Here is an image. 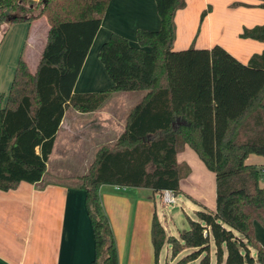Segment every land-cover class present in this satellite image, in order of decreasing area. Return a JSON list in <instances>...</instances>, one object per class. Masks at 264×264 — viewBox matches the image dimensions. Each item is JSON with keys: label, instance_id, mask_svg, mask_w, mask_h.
<instances>
[{"label": "trees", "instance_id": "trees-1", "mask_svg": "<svg viewBox=\"0 0 264 264\" xmlns=\"http://www.w3.org/2000/svg\"><path fill=\"white\" fill-rule=\"evenodd\" d=\"M258 1L264 8V0ZM109 2L0 0V25L42 16L49 24L36 70L31 72L19 56L4 104L0 95L1 190L42 179L65 108L91 112L109 97L110 90L73 91ZM158 3L162 29L138 34L139 43H149L150 51L131 49L114 36L101 53L116 82L113 90L140 86L148 91L130 110L120 135L100 146L88 172L78 177L94 238L91 264H118L100 186L178 195L180 180L190 173L176 159L185 144L214 173L215 208L202 206L197 219L188 217V229L177 237L166 234L154 213L150 239L155 264L166 243L175 262L164 264H211L212 244L215 264H264V246L253 229L254 221L264 227V168L246 161L251 154L264 157V48L246 63L219 44L174 50L175 13L186 0ZM239 37L264 42V23L244 27ZM127 75L141 80L131 82ZM186 248L192 251L176 258Z\"/></svg>", "mask_w": 264, "mask_h": 264}, {"label": "crops", "instance_id": "crops-1", "mask_svg": "<svg viewBox=\"0 0 264 264\" xmlns=\"http://www.w3.org/2000/svg\"><path fill=\"white\" fill-rule=\"evenodd\" d=\"M256 3L254 10L247 12V0H186V5L175 13L173 49L190 46L210 48L219 44L240 62L246 63L252 54L247 55V38H241L239 34L244 27L264 23V8L259 6L258 0ZM207 6L213 10L201 17ZM41 19L43 29L37 24ZM162 24L158 0H110L73 88L77 93L110 90V95L100 108L91 112L65 108L47 161V170L40 181H21L14 189H0V264H91L94 238L85 206V191L76 185L58 182L52 176L66 172V177L75 178L77 174H69L74 169L67 164L76 159L90 162L92 158H89L90 150L87 148L116 139L125 128L130 110L148 91V87L140 86L113 90L116 82L101 57L109 41L116 36L131 49L150 51L152 47L149 43H139L138 34L157 33ZM48 30L49 24L44 16L30 22L1 26L0 95L4 94L3 104L19 56L34 72ZM260 48L262 51L264 44ZM142 70L145 72L146 68L141 67ZM127 76L134 83L141 80L136 76ZM120 79L122 81L123 77ZM251 155L247 157V163H252L249 162ZM176 159L178 163L190 167V173L180 180L182 194L200 206L214 209L210 170L198 154L185 144ZM50 162L55 164L52 171ZM260 164L264 168L263 163ZM194 172L204 178L200 182L201 196L189 190L196 186L192 176ZM213 184L215 191V176ZM112 187L101 185L99 195L113 231L118 264H155L150 225L153 214L157 215L156 204L154 201L151 203L157 192L144 188L150 191L146 193L139 187H124L123 190H118V186ZM161 224L167 235L177 237L181 233L177 227L180 222L173 221V217L170 222L166 219V224ZM253 229L256 239L264 246V227L254 221ZM174 230L178 233L175 234ZM253 250L250 254L255 257ZM214 251L212 246L211 264H215ZM161 252L159 264H164L166 256L170 255V245L166 243ZM253 264L259 263L255 260Z\"/></svg>", "mask_w": 264, "mask_h": 264}, {"label": "rangeland", "instance_id": "rangeland-1", "mask_svg": "<svg viewBox=\"0 0 264 264\" xmlns=\"http://www.w3.org/2000/svg\"><path fill=\"white\" fill-rule=\"evenodd\" d=\"M222 1V0H220ZM255 6H257V3H256V0H247V12H249L250 10H254ZM220 9V6L219 8ZM213 9L211 7H206L204 9V12H208V11H212ZM203 12V11H202ZM43 19L37 21V24L39 26H42V29H43ZM5 23L1 24L0 25V29H1V26L4 25ZM263 42L261 41H258V40H254V39H248L247 38V55H251L253 53H259V51H261L260 47L263 46ZM115 140V139H114ZM114 140L112 141H107V143H103V144H110L112 143ZM102 142L98 143L96 146H93L91 148H87V150H90V154L88 153L89 158L91 157V161L90 162H85V161H79L78 159H76L75 161L71 160L72 163H68L67 166L72 168L70 170H72V172H69V174H77V176L75 178H69V177H66V172L64 173H59V174H55L52 176V179H55L56 181L58 182H62V183H67V184H71V185H79L81 180L78 179V177L80 176H83L84 174H86L88 172V169L94 159V156H95V153H96V150L103 145ZM87 152V151H86ZM252 157L250 158L249 162H252V163H256L257 165H261L260 163H263L264 165V157H261V156H258V155H251ZM254 157V158H253ZM259 157V158H258ZM80 159V158H79ZM54 162H50V167H51V171H52V167H54ZM209 172V175L211 176V186L213 187L212 191H211V196H212V199L214 200V197H215V191H214V175L210 172ZM192 176H194V182H195V187L194 188H189V190L196 194V195H199L201 196L202 193L200 192L201 191V184L200 182L202 181V179L204 180V178L198 174V173H195L192 174ZM213 176V177H212ZM199 180V182H198ZM105 185V188L106 186L107 187H112V185L110 184H103ZM114 186V185H113ZM122 188L124 187H118V190H123ZM142 190H146L144 192L146 193H149L150 191H148L147 189H142ZM207 194L209 193V191L206 192ZM151 194V193H150ZM149 195V194H148ZM207 196V195H205ZM154 203L156 204V212H157V216L160 220V222L166 224V219L167 221L170 222V220L172 219L173 217V221L175 222H180V225H178L177 227L180 229L179 231L180 232H184L188 229L189 225H188V217L191 218V219H194L196 220L197 219V215H196V211L197 210H200L202 206H200L199 204H197L196 202H194L193 200H191L190 198H188L187 196H185L184 194L182 193H179L178 195H176V202L174 204H169L167 206L163 205L160 201V194L157 192L154 194V197L153 199H151V203ZM106 214V213H105ZM107 215V214H106ZM108 217V216H107ZM175 234L178 233L176 230H174ZM179 232V233H180ZM213 246V249H214V244H212ZM163 249V248H162ZM192 251V249H187L186 251H184L180 256L188 253ZM163 250L161 252V255H163ZM253 254H255L254 250H253ZM164 260V258L162 259ZM165 261H169L170 263H173L175 262V259L174 260H170V255H167L166 256V259ZM164 261V262H165Z\"/></svg>", "mask_w": 264, "mask_h": 264}, {"label": "built area", "instance_id": "built-area-1", "mask_svg": "<svg viewBox=\"0 0 264 264\" xmlns=\"http://www.w3.org/2000/svg\"><path fill=\"white\" fill-rule=\"evenodd\" d=\"M264 172V169H263ZM161 203L165 206L175 203V195L171 190H163L160 192Z\"/></svg>", "mask_w": 264, "mask_h": 264}]
</instances>
